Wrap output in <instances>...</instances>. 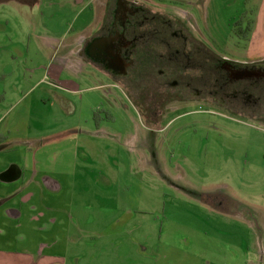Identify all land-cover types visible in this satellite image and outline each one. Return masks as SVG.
<instances>
[{"label":"rangeland","instance_id":"rangeland-1","mask_svg":"<svg viewBox=\"0 0 264 264\" xmlns=\"http://www.w3.org/2000/svg\"><path fill=\"white\" fill-rule=\"evenodd\" d=\"M135 1L173 21V36L186 31L214 56L264 57V0ZM62 11L64 29L71 14ZM210 72L197 98L182 89L179 72L164 77L173 100L150 83L123 92L124 85L101 86L115 81L99 70H81L80 92L45 99L42 116L39 89L52 98L53 90L28 92V84L33 111L19 128L39 136L32 151L11 155L56 172L59 185L44 183L32 202L40 221L0 222V247L36 253L54 245L45 252L63 264H264V114L238 108L248 105L232 102Z\"/></svg>","mask_w":264,"mask_h":264},{"label":"crops","instance_id":"crops-1","mask_svg":"<svg viewBox=\"0 0 264 264\" xmlns=\"http://www.w3.org/2000/svg\"><path fill=\"white\" fill-rule=\"evenodd\" d=\"M110 2L111 0H0V157L3 154L32 151L33 142L38 139L39 133H34L36 136L30 135L29 138L30 132L19 128L20 121L31 118L33 111L31 101L25 100L24 89L28 84V92L44 88L45 85L53 90L52 98L44 89H39L36 98V105L39 107L35 111L41 116L44 113L41 105L46 103L45 99H48L49 104L56 103L57 98L62 102V99L80 92L81 79L77 78L81 76L77 72L81 70H99V74L101 72L115 81L102 83L101 86L116 84L120 87L124 85L123 92L124 88L133 90L136 77L132 72H125L124 67L123 71H119L118 68L101 65L98 59L102 51L103 54H112L110 49L118 41L117 33H108L109 23L112 22L116 28H119L120 23L114 15H108ZM60 10L64 14H71L64 29L60 28L61 24L56 18ZM91 88L94 86L87 89ZM57 92L62 93V97ZM7 104H10L8 108ZM6 119L12 120L11 127L10 123L3 124ZM25 156L11 155L9 160L0 164L2 223L15 222L14 224L21 225L26 218L40 221L36 213L38 204L32 202L39 201L38 192L44 187V183L59 185L56 172L49 174L42 168L27 167ZM228 213L232 214L230 216H238L233 212ZM53 246L42 244L36 253L0 247V264H63L60 262L64 258L45 252Z\"/></svg>","mask_w":264,"mask_h":264},{"label":"flooded vegetation","instance_id":"flooded-vegetation-1","mask_svg":"<svg viewBox=\"0 0 264 264\" xmlns=\"http://www.w3.org/2000/svg\"><path fill=\"white\" fill-rule=\"evenodd\" d=\"M145 7L137 1H117L113 15L120 21L119 28L112 22L107 28L108 33L118 34V41L110 49L112 54H103L102 51L98 55L101 65L118 68L119 71H123L124 67L125 72H132L136 77L133 88L137 94L144 91L146 83H150L158 89L159 96L164 94L165 98L168 96L173 100L176 93L172 92L164 77L174 78L179 72L184 85L182 89L191 90V94L197 98L205 84L204 71H213L209 73V78L216 81L217 86H223L226 91L223 94L232 102L248 105L247 109L238 108L249 113L264 114V57L238 60L225 58L224 55L214 56L209 49L194 45L191 35L187 36L186 31H182L178 37L173 36L171 31L176 28V24L163 19L161 13H152ZM156 18L162 21H155ZM141 67L143 72L149 73L145 74L149 77L141 74ZM188 67L196 68V73L193 74Z\"/></svg>","mask_w":264,"mask_h":264},{"label":"trees","instance_id":"trees-1","mask_svg":"<svg viewBox=\"0 0 264 264\" xmlns=\"http://www.w3.org/2000/svg\"><path fill=\"white\" fill-rule=\"evenodd\" d=\"M134 89V88H133ZM135 92V91H134ZM131 93V92H130Z\"/></svg>","mask_w":264,"mask_h":264}]
</instances>
